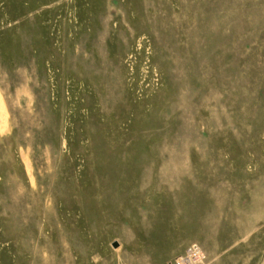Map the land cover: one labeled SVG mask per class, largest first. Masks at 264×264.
<instances>
[{
	"label": "rangeland",
	"instance_id": "1",
	"mask_svg": "<svg viewBox=\"0 0 264 264\" xmlns=\"http://www.w3.org/2000/svg\"><path fill=\"white\" fill-rule=\"evenodd\" d=\"M264 264V0H0V264Z\"/></svg>",
	"mask_w": 264,
	"mask_h": 264
},
{
	"label": "built area",
	"instance_id": "2",
	"mask_svg": "<svg viewBox=\"0 0 264 264\" xmlns=\"http://www.w3.org/2000/svg\"><path fill=\"white\" fill-rule=\"evenodd\" d=\"M205 260L204 254L197 246L186 249L180 259L168 264H201Z\"/></svg>",
	"mask_w": 264,
	"mask_h": 264
}]
</instances>
